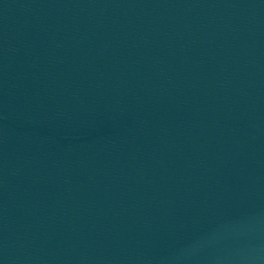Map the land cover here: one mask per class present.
<instances>
[{"label": "water", "instance_id": "obj_1", "mask_svg": "<svg viewBox=\"0 0 264 264\" xmlns=\"http://www.w3.org/2000/svg\"><path fill=\"white\" fill-rule=\"evenodd\" d=\"M0 264H264V0H0Z\"/></svg>", "mask_w": 264, "mask_h": 264}]
</instances>
